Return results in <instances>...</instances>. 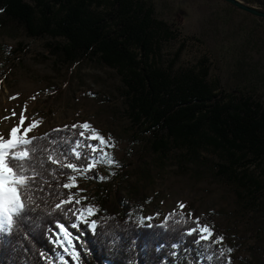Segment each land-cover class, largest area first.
Segmentation results:
<instances>
[{
	"label": "trees",
	"instance_id": "trees-1",
	"mask_svg": "<svg viewBox=\"0 0 264 264\" xmlns=\"http://www.w3.org/2000/svg\"><path fill=\"white\" fill-rule=\"evenodd\" d=\"M240 1L264 11V0ZM154 12V7L145 6L142 0H0V27L17 28L29 38L49 36L61 40L54 46V53L65 62L94 60L115 70L123 86L125 110L133 126L139 129L138 137L146 140L159 156L171 144L183 146L213 179L233 184L240 199L237 205L244 213L252 212L253 203L258 205L252 228L256 238L264 239V191L256 197L254 183L243 182L236 168L248 157L264 167V97L217 90L204 74L188 70L176 75L172 69L158 67L155 53L162 41L179 32L180 24L158 20ZM81 130H52L50 139H60L64 149L73 147L77 139L97 143L80 137ZM39 143L56 147L47 140ZM207 147L217 152L220 162L200 156ZM78 150L91 152L87 148ZM64 162L80 163L72 154ZM102 164L85 177L92 182L98 180L93 176H98L97 169ZM50 168L55 173L46 177L51 187L38 194V201L43 202L32 213L36 219H30L9 237L0 238V264H62L58 260L61 255L68 264H222L216 249L230 246L234 251L225 254L231 256L233 264L238 260L241 242L225 234L212 217L200 222L213 226L215 233L225 239L223 244L202 248L193 243L195 234L187 235L188 229L196 225L186 215L177 214L162 226L153 222V227L148 228L134 217L99 212L95 235L70 229L74 235H80V241L75 242V250L80 253L77 261L64 252L49 229L58 231L53 222L61 214L53 209L63 198L60 194L68 191L58 184L68 182L70 175L78 173L57 165ZM74 219L69 214L62 222ZM69 250L72 251L71 247ZM251 251L247 264H264V243L256 244Z\"/></svg>",
	"mask_w": 264,
	"mask_h": 264
},
{
	"label": "rangeland",
	"instance_id": "rangeland-1",
	"mask_svg": "<svg viewBox=\"0 0 264 264\" xmlns=\"http://www.w3.org/2000/svg\"><path fill=\"white\" fill-rule=\"evenodd\" d=\"M142 2L154 7L158 20L180 24L179 32L162 41L155 53L158 67L172 69L176 75L188 70L204 74L217 90L264 97L261 19L222 0ZM59 43L62 41L49 36L29 38L17 28L0 27V133L6 135L18 123L25 105L24 114L42 122L29 135L43 136L65 125L91 123L100 134L114 139L117 147L107 151L119 165L103 163L97 169L98 176L109 177L106 180L92 182L77 174L79 187L86 190L80 195L88 197L83 204L96 206L102 214L134 217L146 227L153 222L164 225L169 214L180 212L178 205L183 202L187 205L185 214L192 213L193 219L200 220L212 217L225 234L241 242L235 264L250 262L251 249L264 243L261 237L256 238L252 228L258 205L253 203L252 212L244 213L237 205L240 199L235 186L213 179L183 146L171 144L159 156L146 140L138 137L139 129L125 110L123 86L116 71L94 60L65 62L54 53V46ZM14 96L17 98L10 99ZM33 96L36 98L31 99ZM13 111L16 116H12ZM85 135L90 136L91 132ZM200 156L220 162L210 147L203 149ZM236 168L243 182L254 183L258 197L264 191V167L248 157ZM148 216L154 219L145 221L143 218Z\"/></svg>",
	"mask_w": 264,
	"mask_h": 264
},
{
	"label": "snow or ice",
	"instance_id": "snow-or-ice-1",
	"mask_svg": "<svg viewBox=\"0 0 264 264\" xmlns=\"http://www.w3.org/2000/svg\"><path fill=\"white\" fill-rule=\"evenodd\" d=\"M2 82V81H0ZM17 97H10L16 99ZM33 96L31 99H35ZM27 106L22 109L18 123L12 126L7 134L0 133V238H7L18 231L26 222L36 219L32 213L40 206L42 200L38 201V194H43L47 188L51 187L46 177L49 174H54L55 169H51L50 165H57L61 169H70L78 173L80 177L87 175L89 172H94L96 166L100 163L107 165H119V161L107 149H115L117 147L114 139L109 135L105 137L93 127L89 122L81 124L65 125L64 129H53V132L59 133L69 129H82L79 136L85 140L98 141L99 143H82L77 139L74 141V146L64 149L60 139H50L51 134L45 133L43 136L29 135L34 130L41 126V121L26 116ZM12 116H16V112H12ZM4 119H9L5 117ZM26 121L28 122L26 125ZM87 131L91 132L90 136H86ZM47 140L49 144L56 147L49 148L48 144H41L39 141ZM87 148L91 152H81L78 149ZM55 153V154H53ZM99 153V156L96 154ZM69 154L75 156L80 163L64 161L68 160ZM65 174V173H61ZM114 174V173H112ZM95 179L106 180L108 176H93ZM59 187L68 190L67 193H61L62 199L55 203L54 209L59 210L61 216L55 219L53 231L59 240V245L75 260H79L80 253L76 251V243L80 241V235H74L70 229H76L77 233L85 234L91 231L94 235L98 232L99 223L97 219H92L98 215L99 209L91 204H83L88 200L87 196L80 195L86 190L79 187L78 176L70 175L68 182L58 184ZM73 188L78 189L77 192H72ZM51 196L52 192H48ZM79 196V198H77ZM72 205V207H67ZM80 205V207H75ZM180 212H173L163 222L167 223L175 215L179 214L182 217L185 215L187 219H193L192 213H184L187 207L183 202H179ZM69 214L75 217L70 223L62 222ZM159 214H157L158 216ZM145 221H152V216L144 217ZM187 221L185 220V223ZM195 227H191L187 231V235L195 234L196 238L193 243L200 247H210L211 245L223 244L224 236L215 233L214 227L206 223H201L199 217L194 218ZM82 225L86 227H81ZM148 228L153 227L151 223L145 225ZM62 234V239H60ZM134 243V241H133ZM71 247L72 251H69ZM173 247H178L174 244ZM234 249H216L217 259L222 258V264H233L230 255ZM44 256V253H41ZM206 259L211 260V256ZM62 264H68V261L63 255L58 257Z\"/></svg>",
	"mask_w": 264,
	"mask_h": 264
},
{
	"label": "water",
	"instance_id": "water-1",
	"mask_svg": "<svg viewBox=\"0 0 264 264\" xmlns=\"http://www.w3.org/2000/svg\"><path fill=\"white\" fill-rule=\"evenodd\" d=\"M221 1V0H220ZM223 2L225 3H228L230 4L231 6L241 10V11H244L250 15H253L259 19L262 18V20H264V11L256 8V7H252L250 5H247L245 3H243L242 1L240 0H222Z\"/></svg>",
	"mask_w": 264,
	"mask_h": 264
}]
</instances>
